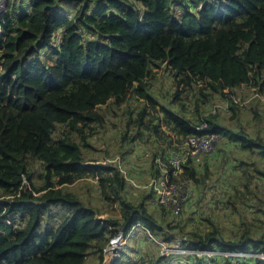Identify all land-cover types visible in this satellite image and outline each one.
Listing matches in <instances>:
<instances>
[{
  "label": "trees",
  "instance_id": "1",
  "mask_svg": "<svg viewBox=\"0 0 264 264\" xmlns=\"http://www.w3.org/2000/svg\"><path fill=\"white\" fill-rule=\"evenodd\" d=\"M19 2L5 0L0 12V264H103L111 239L137 224L152 235L138 229L130 239L131 250L142 247L141 264H202L190 252L161 256L158 242L177 239L184 251L264 252V136L245 124L264 121L246 94L264 96V0H26L17 14ZM119 117L115 147L144 159L134 179L125 172L131 161L90 157ZM205 134L249 158L230 173L237 183L221 189L217 155L191 159L184 176L193 197L176 215L147 185L174 151ZM88 179L113 212L68 190ZM214 188L239 226L229 237L214 218L224 212Z\"/></svg>",
  "mask_w": 264,
  "mask_h": 264
},
{
  "label": "built area",
  "instance_id": "2",
  "mask_svg": "<svg viewBox=\"0 0 264 264\" xmlns=\"http://www.w3.org/2000/svg\"><path fill=\"white\" fill-rule=\"evenodd\" d=\"M4 1L0 0V12L4 8ZM256 98V95L254 96ZM260 99L264 101V96H260ZM238 103H242L241 99L236 100ZM219 106L216 105L215 109ZM216 111H213L215 114ZM208 125H204L207 128ZM200 130V128H199ZM220 140V136L217 134H205L202 136H192L184 145L179 147L178 151L169 158V163L163 170V174L153 179L148 188L155 187L158 193V201L160 205L171 208L176 215H180L185 208L189 199L193 197V189L190 180H188L185 174V167L191 159L195 163L200 164L205 158L212 156L217 143ZM211 154V155H209ZM118 162L121 160L117 159ZM5 198V197H4ZM6 199V198H5ZM11 223L10 220H8ZM142 229L151 237V233L148 229L140 224L132 227V229L125 234L121 231L118 235L111 239L109 244L104 248L103 264L111 260V264L118 258H120L123 252L128 248L130 239L134 235L135 231ZM161 246L160 253L163 257H168L172 253L182 254L190 252L196 258L194 261L202 260V264H264V252L254 253H232V252H217V251H184L182 249V241L177 239L168 244L165 242H158ZM213 258H217L218 262L212 261Z\"/></svg>",
  "mask_w": 264,
  "mask_h": 264
},
{
  "label": "rangeland",
  "instance_id": "3",
  "mask_svg": "<svg viewBox=\"0 0 264 264\" xmlns=\"http://www.w3.org/2000/svg\"><path fill=\"white\" fill-rule=\"evenodd\" d=\"M25 1L26 0H20L19 6L17 8V14H23V11H24L23 9L25 7H27V3H25ZM160 74H162L161 71H159V75ZM161 80H160L161 81L160 84L157 86L158 91H160V92H162V86L164 85V82H166L165 78H161ZM246 94L248 95V98L252 99L251 103H254L253 107H258V108H260L261 111L264 112V103L261 102L260 100H258L257 98H254V95H255L254 93L247 92ZM160 100L163 101L162 98ZM134 104H135V107L138 108V110L143 107L142 103L139 101H135ZM250 105H252V104H250ZM250 105L247 107L246 111H250ZM103 110H106V107H104ZM247 117H249V116L247 115ZM120 119H121L120 117L114 118V119L111 118L109 121V124L107 126L105 125L104 129H102V133L93 140L92 145L97 149V151L90 152V157H92V156L97 157L98 160L102 162L104 160L111 159L110 156H116V158L119 157L118 159L122 160V165H123V161H124V163L131 161L130 167L127 170L125 169V172L127 173V174L126 173L125 174L128 175L129 177H131L130 172H133L135 170L133 167H135L136 164L142 162L144 159L142 161H141V158L138 161H135V158L126 159L125 158L126 156L122 154V151H120V150H122V148H119V146L115 147L117 142L121 140L120 132L122 130L121 129L122 126H121ZM245 124H246V126L250 127L254 133H261L264 136V121L259 123V122L252 121V119H251L248 122H245ZM133 134H134V132H133ZM98 148L101 150H98ZM131 149L136 150L133 147H131ZM216 149H217V147L215 148V150ZM132 152H134V151H132ZM211 154H213V152ZM211 154H209V155H211ZM88 158H89V152H88ZM233 166H236V165H233ZM253 168H254V166H252V169ZM131 178L134 179L133 177H131ZM227 180H228V182H231L233 185H235L237 183V181H233V178L231 177V175H229V178H227ZM210 182H211V180L209 181V183ZM96 183H97V181L88 179L86 181H80V182L75 183L73 186L68 187V190L74 191L75 193H77L80 196V198L85 200L86 203L91 204L96 209H102V210L106 211L107 213L109 211L113 212L114 208L112 205L107 207V205L104 204V197H102L100 195V190H98L96 188ZM219 187H220V189L222 188L221 186H219ZM213 190L214 191H212L213 193H211V194L215 197L214 198V200L216 202L215 204L216 205L219 204L221 206V208L224 209V212L222 215L219 214L217 217H214L215 221H216L217 225L219 226V228H222L224 230L225 236L229 237L233 234V232H235V233L238 232L239 226L237 224H235V222L233 221L234 219H236V217L234 216L232 218H229L227 216V210H228L227 204H226L227 195L226 194L224 195L223 193L219 192L218 190H215V188ZM257 190H258L257 191L258 194H260V195L264 193V189H257ZM193 193H194V189H193ZM213 202L214 201H211L210 203L213 205ZM238 204H239V206L242 205V203H240V202ZM244 208H245V205L242 206V209H241L242 213L245 212ZM220 210L215 208L214 211L213 210L212 211L215 213H220ZM52 214H53V221L54 222L52 224H48V225L50 227H54V226L56 227L59 224L58 222L62 218V215H64V214H63V211L54 212ZM113 214H115V213H113ZM263 227H264V223H263ZM241 231H242V229H241ZM136 240H138V238L135 237V239H133L131 247H135L134 243ZM146 247H147L146 249H147L148 254L151 255L152 251L154 249L153 244L149 243ZM140 248H142V247L139 246V247H137V249L131 250L128 247L125 251L126 253H128V256L123 258L122 264H141L142 254H141ZM97 262L98 261L94 260V262L92 264H98ZM105 264H111V260H109Z\"/></svg>",
  "mask_w": 264,
  "mask_h": 264
},
{
  "label": "crops",
  "instance_id": "4",
  "mask_svg": "<svg viewBox=\"0 0 264 264\" xmlns=\"http://www.w3.org/2000/svg\"><path fill=\"white\" fill-rule=\"evenodd\" d=\"M221 144H222V147H223V150H222L223 153H221L218 150L220 148ZM228 146H230V147L227 148ZM221 154H223L222 157H224V155L227 154V156H229L231 158L230 161H228V163L226 164V166H222V167H220L221 163L223 162L222 157H221V159L220 158L218 159V156L221 155ZM216 155H217V157H216L215 163L212 166V171H213L214 174H216V177H218L219 179L220 178L222 179V181H220V180L217 181V182H219L220 186H222L221 184H223L227 180V178H229L230 173L234 172L235 166H233V165H237V162H238L239 159H241V158L248 159L249 158V155H244L243 153L239 152V150L237 149L236 146L230 145L224 139H220L219 140L217 149L214 151L212 156H210V159L213 158ZM243 161H246V160H243ZM224 172H226V173H224ZM223 179H225V180H223ZM190 208H192V207H190ZM90 260L92 262H94V257H92Z\"/></svg>",
  "mask_w": 264,
  "mask_h": 264
},
{
  "label": "clouds",
  "instance_id": "5",
  "mask_svg": "<svg viewBox=\"0 0 264 264\" xmlns=\"http://www.w3.org/2000/svg\"><path fill=\"white\" fill-rule=\"evenodd\" d=\"M257 97H260V94H259V95H256V98H257ZM254 98H255V97H254ZM260 100H261V99H260ZM108 244H109V243H108ZM108 244H107V245H108ZM107 245H106V246H107ZM128 247H129V246H128ZM125 251H126V250H125ZM125 251H124L123 253H125ZM121 258H122V256H121L120 258H118V259H121ZM103 259H104V255H103ZM116 260H117V259H116ZM116 260H115V261H116ZM103 261H104V260H103ZM115 261H114V262H115Z\"/></svg>",
  "mask_w": 264,
  "mask_h": 264
}]
</instances>
